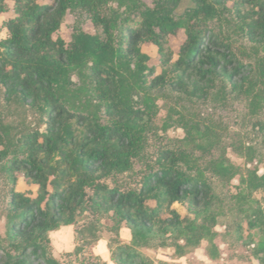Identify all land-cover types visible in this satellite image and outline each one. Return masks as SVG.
Instances as JSON below:
<instances>
[{"label":"trees","instance_id":"trees-1","mask_svg":"<svg viewBox=\"0 0 264 264\" xmlns=\"http://www.w3.org/2000/svg\"><path fill=\"white\" fill-rule=\"evenodd\" d=\"M12 2L13 16L0 24V33L6 30L0 39V86L8 102L26 107L38 122L13 144L0 117V161L13 185L22 175L37 191L11 188L0 264H62L50 242V232L61 225H79V255L101 233L117 234L125 224L132 242L122 245L112 238L116 264H154L134 248L140 243L167 237L198 242L208 228L203 221L213 217L220 197L187 146L159 149L136 186L120 184L145 157L153 130L155 113L138 91L169 86L193 95L201 91L192 82L195 76L207 86L220 81L231 85L232 92L247 94L258 79L264 84V58L257 70L243 71L233 45L209 25L230 16L249 41L264 43V0ZM9 9L8 0H0V14ZM68 12L86 15L95 33L78 23L70 41L55 37ZM180 30L186 37L174 58L170 37ZM145 43L157 46L160 73L149 66ZM75 73L82 87L72 82ZM71 85L91 92L106 119L71 101ZM258 125L264 131V122ZM210 164L219 175L229 171L218 160ZM249 184L264 189V174ZM173 201L194 217L182 216ZM246 214L250 228L262 232L257 252L264 264V208L251 206ZM80 263L106 264L92 254Z\"/></svg>","mask_w":264,"mask_h":264},{"label":"rangeland","instance_id":"rangeland-1","mask_svg":"<svg viewBox=\"0 0 264 264\" xmlns=\"http://www.w3.org/2000/svg\"><path fill=\"white\" fill-rule=\"evenodd\" d=\"M145 1L152 4L151 0ZM8 4L10 9L0 14V24L14 14L12 0H8ZM78 23L85 31L95 33L93 23L86 15L68 12L54 36L70 41ZM209 25L233 45L243 63V71L250 72L255 67L254 70H257L259 62L264 58V43L249 41L230 16H224L221 21ZM5 36L6 30H2L0 39ZM185 37L183 30L170 37L174 58L177 57ZM142 50L150 56L149 66L160 73L157 46L145 43ZM252 73L257 76V71ZM72 82L80 86L77 73L72 75ZM192 82L201 88V91L193 95L169 86L150 93L138 91L143 104L151 105L155 113L153 130L148 136L145 157L138 160L134 170L119 181L123 186H136L159 149L166 146H187L189 152L193 153L197 166L206 177L213 180L220 197L218 208L209 221H203L208 228L198 242H190L185 237H167L140 243L134 248L154 264H260L261 255L257 251L262 232L258 228H250L246 210L258 205L264 208V189L254 190L249 184V179L264 174V131L258 125L259 122H264V84L258 79L255 89L247 94L232 92L231 85L222 86L220 81L211 87L195 76ZM79 86H70L71 90L67 93L69 99L105 120L103 105L91 92L85 89L79 92ZM191 89L193 90V86ZM202 89H207L209 93ZM0 117L5 127L6 139L13 144L21 133L34 128L38 122L32 111L15 102H8L1 86ZM213 160L223 162L229 171L224 176L219 175L210 167ZM2 165L3 162L0 161V235L5 236L11 188L35 194L37 186L29 184L22 175L13 185ZM108 183L113 185L112 180ZM174 208L182 216L194 217L183 204L179 203V207Z\"/></svg>","mask_w":264,"mask_h":264},{"label":"crops","instance_id":"crops-1","mask_svg":"<svg viewBox=\"0 0 264 264\" xmlns=\"http://www.w3.org/2000/svg\"><path fill=\"white\" fill-rule=\"evenodd\" d=\"M70 226L64 231L59 232L53 239H50L52 254L55 258L61 260L62 264H81L80 261L84 256H89L90 254L97 256L102 261L108 264L107 260H103L100 255H97L93 252L94 245L100 240L104 239L106 241V248L108 250V258L112 264H116L112 259V249L110 248V242L112 238H117L119 243L122 245H129L132 242V233L131 230L125 225L122 224L117 234L113 231H104L101 233L100 239L91 247L89 251L81 253L79 255L75 254L76 247L78 246V228L79 225H65ZM52 232V231H51ZM50 232V233H51ZM69 248L71 250H69ZM72 254V255H66Z\"/></svg>","mask_w":264,"mask_h":264},{"label":"clouds","instance_id":"clouds-1","mask_svg":"<svg viewBox=\"0 0 264 264\" xmlns=\"http://www.w3.org/2000/svg\"><path fill=\"white\" fill-rule=\"evenodd\" d=\"M173 207H179L178 201H173ZM66 228H69L70 226L61 225L58 229L53 230L50 233V239H53L59 232L64 231ZM69 250H71L69 248ZM93 252L97 255H100L103 260H107L108 264H112V262L108 258V250L106 248V241L104 239H100L93 247Z\"/></svg>","mask_w":264,"mask_h":264}]
</instances>
